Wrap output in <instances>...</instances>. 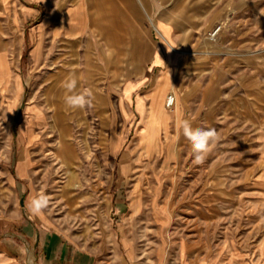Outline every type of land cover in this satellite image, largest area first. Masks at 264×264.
Masks as SVG:
<instances>
[{"label": "rangeland", "instance_id": "374dc122", "mask_svg": "<svg viewBox=\"0 0 264 264\" xmlns=\"http://www.w3.org/2000/svg\"><path fill=\"white\" fill-rule=\"evenodd\" d=\"M225 15L214 27L202 29L201 42L181 44L186 52L176 70L177 90L164 94L163 88L173 82L170 75L160 81L148 111L138 98L144 127L140 133L138 124H131L119 154H112L108 145L111 107H116V132L124 128L117 139L119 150L128 116L107 87L144 72L151 59L99 58L91 36L87 43L69 40L61 47L21 42L12 27L0 26V54L7 66L0 72V238L31 247L21 233L29 214L26 203L43 193L50 198L46 222L107 261L128 237L138 259L150 264L161 253L172 259L180 254L192 264H264V0L230 5ZM152 29L148 27L149 35ZM92 30L106 38L118 28ZM73 72L80 77V91L97 87L108 103L97 108L94 99L84 109L67 107L62 82ZM170 93L178 103L172 110L163 104ZM53 103L72 127L71 138L79 148L76 170L84 186L72 187V202L63 195L66 167L50 155L58 141L50 126ZM177 105L182 109L179 120L218 132L202 164L194 163L191 145L177 128ZM126 157L131 171L120 190L129 202L136 198L139 210L131 219L125 218L127 208L117 213L112 199L119 188L117 170ZM21 161L28 163L25 173L20 172ZM93 182V193L107 202L90 201L89 196L76 202L72 196L89 190Z\"/></svg>", "mask_w": 264, "mask_h": 264}, {"label": "crops", "instance_id": "0c3cea01", "mask_svg": "<svg viewBox=\"0 0 264 264\" xmlns=\"http://www.w3.org/2000/svg\"><path fill=\"white\" fill-rule=\"evenodd\" d=\"M243 3L244 0H209L206 4L205 0H0V26L12 27L21 42L26 40L31 43L56 42L61 47L69 40L87 43L90 41L88 37L91 36V42L98 44L99 58L151 59V65L144 72L128 78L121 86L111 83L107 87L108 95L110 93L117 96L120 111L123 104L128 116V120L125 121L128 132L119 150L117 146L112 147V132L117 116L116 107L114 105L111 107L113 124L108 145L112 154H119L131 134V124L137 123L140 133L144 127L141 121L142 112L137 106L138 98L145 102V110L148 111L157 89L162 84L160 81L166 79L163 77L171 75L173 81L172 85L163 88L164 94L179 88L176 70L179 60L186 52L185 49H181V44L201 42L199 34L203 28L214 27L226 16L230 5L239 8L243 7ZM115 26L118 30L109 32L106 38L105 35L97 36L95 30H92L96 27ZM149 26L154 28L150 35ZM106 43H112L113 46L108 47ZM1 55L5 58L4 54ZM169 59L172 62L168 61ZM92 64L93 61L88 56V79L94 76L91 71ZM74 69L80 74L77 66H74ZM157 69L159 72L153 76ZM93 94L97 108L108 103L107 94H99L97 87L93 89ZM164 105L166 107V104ZM174 111L176 112L174 118L178 121L182 116V109L177 105ZM172 118L171 115L168 119L169 132ZM162 130L165 132L164 128ZM123 131L124 128L116 133L122 136ZM141 147L143 149L142 145ZM127 159L126 157L117 170L119 188L114 191L112 199L117 213H123L127 208L129 215L125 218L131 219L139 216L136 198L133 197L129 202L120 190L125 189L131 171ZM75 182L76 187L84 186L77 180ZM95 187L93 182L89 190H80L78 195L72 197L79 203L81 200H87V196L90 197V201L107 202V197L96 196L93 193ZM155 218L164 219L157 214ZM22 225L25 229L22 228L24 232L21 233L30 240L31 247L0 238V264H150L138 259V254L128 237L123 239L122 246H119L113 259L107 261L96 251L78 245L51 227L43 217L32 216L29 213ZM125 231H128V228L124 230L127 234ZM159 257H161L159 261L153 264H192L180 254L175 259L169 258L166 253L159 254Z\"/></svg>", "mask_w": 264, "mask_h": 264}, {"label": "clouds", "instance_id": "9594fccd", "mask_svg": "<svg viewBox=\"0 0 264 264\" xmlns=\"http://www.w3.org/2000/svg\"><path fill=\"white\" fill-rule=\"evenodd\" d=\"M78 80L75 74H70L63 82L65 89L64 103L71 109H84L91 106L94 94L90 89L77 90ZM177 128L183 137L190 143L194 163L202 164L208 153L218 141V132L214 128H194L189 120H178ZM50 205L49 196L40 193L29 197L26 208L32 216L43 217L45 210Z\"/></svg>", "mask_w": 264, "mask_h": 264}, {"label": "bare ground", "instance_id": "6f19581e", "mask_svg": "<svg viewBox=\"0 0 264 264\" xmlns=\"http://www.w3.org/2000/svg\"><path fill=\"white\" fill-rule=\"evenodd\" d=\"M5 65H6V62H5L4 58L2 59L0 57V72L5 70V68L7 67ZM73 74H75V76L78 80L77 90L80 91L79 90V87H81L79 84V78L80 77L75 72H73ZM61 93H63L65 95V89L64 88H62ZM52 106L55 109V111H54V115H53V122L50 123V126H51L52 131L54 130V131L58 132V141L56 143L55 149L52 151V153L50 155L52 157L56 158V160H58L59 164L65 165V167H66V172L68 175V179H67L68 182L63 187V195L65 198L68 199L69 202H72V199L70 198L71 197L70 195L72 193L71 188L74 187L75 181L76 180L78 181V179H79V174H78V171L76 170V165H79V152H78L79 148L76 147L75 143L73 142V140L71 138V135H72V129L71 128L72 127L69 126V122H67L65 120V115L63 114L62 110H60V108L58 107V104L53 103ZM29 118H30V116H29ZM43 123L46 124L45 120H43ZM112 133H113V138L111 137L112 138V147H116L118 134L116 133L115 128L113 129ZM141 138H142V136H141ZM26 164H28L26 161L20 162V172L21 173L22 172L25 173Z\"/></svg>", "mask_w": 264, "mask_h": 264}, {"label": "built area", "instance_id": "2783aa9c", "mask_svg": "<svg viewBox=\"0 0 264 264\" xmlns=\"http://www.w3.org/2000/svg\"><path fill=\"white\" fill-rule=\"evenodd\" d=\"M219 27L213 32V36L219 31ZM166 107L169 109H173L177 103V97L174 93H170L167 97H166Z\"/></svg>", "mask_w": 264, "mask_h": 264}]
</instances>
